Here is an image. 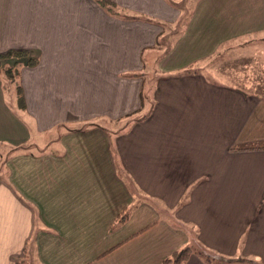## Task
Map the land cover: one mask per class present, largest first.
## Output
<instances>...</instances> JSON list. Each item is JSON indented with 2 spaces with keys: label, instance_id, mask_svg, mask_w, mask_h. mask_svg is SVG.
I'll use <instances>...</instances> for the list:
<instances>
[{
  "label": "crops",
  "instance_id": "1",
  "mask_svg": "<svg viewBox=\"0 0 264 264\" xmlns=\"http://www.w3.org/2000/svg\"><path fill=\"white\" fill-rule=\"evenodd\" d=\"M111 1L109 14L95 0H0V54L37 60L0 58L20 61L25 106L0 75V264H162L188 246L183 264H264L251 125L264 65L234 71L237 86L212 80L264 37V0Z\"/></svg>",
  "mask_w": 264,
  "mask_h": 264
},
{
  "label": "rangeland",
  "instance_id": "2",
  "mask_svg": "<svg viewBox=\"0 0 264 264\" xmlns=\"http://www.w3.org/2000/svg\"><path fill=\"white\" fill-rule=\"evenodd\" d=\"M175 3H177L178 1L177 0H174ZM192 0H188L187 2H191ZM186 6V4H185ZM183 8V10H185V8L183 6H181ZM187 8V6H186ZM184 19V17H183ZM171 36H172V32L170 33L167 32V34H165L162 38L165 37L164 41L166 44L167 41H168V44L172 43L171 42ZM224 49H222V47L217 50V52L215 53V56L216 58L219 60H221V57L219 55L218 57V54L220 53H223ZM264 65V37L262 39H259L257 37H254L250 42H248L245 46H241L239 48H235V49H232L230 50V52H228L224 58V61L222 64H220V69L223 68V73H225L224 75H220V77H214L212 80H214L215 82H220V83H223V84H229V85H235L237 86V82H235L234 80L238 81L236 78L233 79V73L234 71H238L239 69V73H244L245 72H248L250 69H252V67H259V66H262ZM157 65L154 64V65H151V66H148L146 67L145 69V72H147L145 74V78L147 81H149V78H152L153 74L156 73V67ZM238 66V67H237ZM235 75H236V72H235ZM148 87V85H147ZM149 88V87H148ZM259 103L257 104V108H256V113L257 115H259V112H261L260 110H264V97H262L261 100H258ZM259 111V112H257ZM262 116L264 117V111L262 112ZM264 123V122H262ZM125 125V124H123ZM251 125H256L257 127H254L253 128V132L255 131V133H261L259 134V137L261 135V139H257V142L258 144H264V130H262V126L260 124L257 125L255 124L253 121L251 122ZM251 126V127H252ZM124 129V126L120 127V126H117L116 127V130L119 131V132H122ZM109 131H115V129L113 128H109L107 129ZM18 147V146H17ZM114 151V150H113ZM3 152H0V167L3 166V168H0V175L3 176V177H6V168L4 167L5 165V160L6 158L2 155ZM117 171L120 173V169L117 168ZM122 173V171H121ZM259 189H256V192H258ZM168 216V215H166ZM171 215H169L170 217ZM238 264H252L250 263L249 261H246V260H239L238 261Z\"/></svg>",
  "mask_w": 264,
  "mask_h": 264
},
{
  "label": "trees",
  "instance_id": "3",
  "mask_svg": "<svg viewBox=\"0 0 264 264\" xmlns=\"http://www.w3.org/2000/svg\"><path fill=\"white\" fill-rule=\"evenodd\" d=\"M95 2L107 13L110 14L112 9L117 8L115 4L111 0H95ZM112 13V12H111ZM130 18H140L137 15H134ZM29 51L25 49H11L3 54H0V58H15L19 60L20 58H27V65L28 66H34L37 63V60L35 58L28 57ZM15 61L13 64L5 67H0V75L1 79L3 81V88L10 90L12 89L14 98H15V110L17 114L23 110H25V106L22 100V93H21V87L18 84L17 77L19 73V67L21 66L20 61ZM129 75L137 76L136 73H129ZM25 114V113H24ZM137 115H129L127 120L129 122H135ZM140 118V117H139ZM138 118V119H139ZM85 127H82L81 125H76L75 127H67L64 130H82ZM30 148V145H23L19 147H15V149H12L11 151H20V150H27ZM128 216V213L124 212L119 214L117 221L123 222ZM195 252L193 248L191 247H183L180 249H176L172 251L169 255L163 258L162 264H183V262L193 253ZM205 258L208 261L209 264H217L214 262L215 257L211 254H205ZM16 264H29L27 260L23 257L20 258ZM226 264V263H223Z\"/></svg>",
  "mask_w": 264,
  "mask_h": 264
},
{
  "label": "built area",
  "instance_id": "4",
  "mask_svg": "<svg viewBox=\"0 0 264 264\" xmlns=\"http://www.w3.org/2000/svg\"><path fill=\"white\" fill-rule=\"evenodd\" d=\"M261 112H259V111H257V112H259V115H257V113L255 114V117H258V116H260V117H262V112L264 111V110H260ZM263 119H264V117H262ZM260 122V121H259ZM258 122V123H259ZM262 122H264V121H262ZM258 123H257V125H258ZM256 126V125H255ZM260 126V125H259ZM261 126H262V130H264V123H261Z\"/></svg>",
  "mask_w": 264,
  "mask_h": 264
}]
</instances>
